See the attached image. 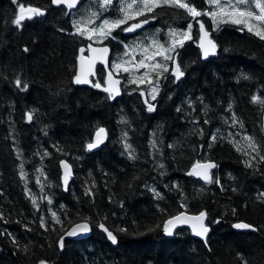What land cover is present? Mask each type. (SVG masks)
<instances>
[{
  "label": "trees",
  "instance_id": "16d2710c",
  "mask_svg": "<svg viewBox=\"0 0 264 264\" xmlns=\"http://www.w3.org/2000/svg\"><path fill=\"white\" fill-rule=\"evenodd\" d=\"M184 2L201 13L218 11L208 0ZM126 3L137 7L134 0ZM21 7L43 15L26 14L18 27L13 21ZM122 15L121 0L107 10L98 0L73 9L52 0H0V264H264V40L244 24L227 18L214 24L209 16L193 18L171 6L128 20L151 19L134 33L124 35L121 25L98 42L74 27ZM201 22L216 45L206 58L199 47ZM171 30L190 38L175 46L171 59L155 55L152 61L162 51L153 39L164 48L179 39ZM88 43L110 46L120 96L102 90V67L90 86L73 82L78 50ZM145 55L146 66L137 68ZM116 61L130 71L113 69ZM177 65L179 79L173 75ZM142 70L145 82L131 83L145 75ZM100 126L107 129L106 141L89 150ZM242 136L251 137L258 152ZM210 160L216 163L211 183L187 176L191 165ZM61 161L72 170L67 185ZM181 211L206 213L210 230L204 239L184 226L165 233L166 220ZM241 221L257 231L234 227ZM76 222L88 223L86 237L66 235Z\"/></svg>",
  "mask_w": 264,
  "mask_h": 264
},
{
  "label": "snow or ice",
  "instance_id": "6c2138e0",
  "mask_svg": "<svg viewBox=\"0 0 264 264\" xmlns=\"http://www.w3.org/2000/svg\"><path fill=\"white\" fill-rule=\"evenodd\" d=\"M134 2L137 4L136 8H133L132 3H126V0H121V12L123 13L122 18H118V19L112 20V21L105 19V20H103V22L99 26L91 27V28H87V29L81 28L78 23H74V27L77 28V33L80 35H84L85 31H88L89 35L87 36V38L89 40L93 39V35H96V36H99L102 38H106L107 36H109L111 34V31L114 28H118L122 24H126L128 22V20H130V19H135L137 16H143L146 12H149V13L154 12L155 9L159 8V7L171 6V7H178V8L185 9L188 12V14H190L193 18L200 16V15L209 16L213 19L214 24L217 23L218 18L224 19L225 17H227V20H225V22L230 21V22L236 23V24H244L248 28L249 32H253L261 40H264V3H262L261 0H255V9H258V14L254 10H252V0H227L226 3H221V0H208V3L210 5H213L215 9H218V11L217 10H209V11H205L203 13L198 11L195 6H190V3L184 2V0H134ZM52 3L53 4H65L68 8H72V7L76 6L77 0H52ZM98 3L100 5L101 9L107 10L108 7L112 6L113 0H98ZM242 5L244 7H241ZM129 10H131V11H129ZM23 11H24V9H23V7H21V12H23ZM28 12L31 14H34V15H43V12L38 8H29ZM92 16L98 18L97 13H95V12L92 13ZM29 18H31V17H29ZM23 19H24L23 15H18V16H16L13 23L19 27V26H21V21ZM253 19L255 21L260 22V26L252 24L251 21ZM146 23H148L147 19L140 21L138 23H133L130 26L124 28L123 30L126 32H132L135 29L142 27V25L146 24ZM191 27H192V25L189 24L188 25L189 31H190ZM105 29H107V31H105ZM200 29H201L202 35L200 38L199 47L202 49L204 56L207 57L210 53L215 54L216 45L213 43V41L211 39L208 38V32L205 30L204 24L202 22L200 24ZM170 35L173 36L174 38L179 37V39L173 40V45L171 48H164L163 45H159V43L155 39H153V46L162 49V51L156 52L151 58L152 61L155 60V55H163L165 59H171V56L169 55V53L171 51H174L175 46L177 44L182 46L184 39L190 38L189 32H177L176 30H171ZM89 47L91 48V45ZM24 51L27 52L28 49L25 48ZM80 51H81V53H83L84 49L82 48ZM92 51L99 52L101 54H106L108 49L107 48H100V49H92ZM144 51L147 54L149 51V48H145ZM80 59H81V61L84 60L83 55L80 57ZM96 59L97 58L89 57V60H91V63L88 65L87 69H85L83 63L81 64L80 73H78L74 77L75 83L81 84V83H89L90 82L88 79V76L94 74L92 69H93L94 64L96 62ZM98 59H100L103 62V60H104L103 55L99 56ZM148 59L149 58L147 57V55H145V58L141 59L138 62L137 68L145 67L146 66L145 61ZM148 66H151L153 68H163L164 71H168V68L166 66L160 65L159 63H151ZM112 67L115 70H119V69H121L122 66L120 64H116V65H113ZM122 70L124 72L130 71V69L128 67H123ZM173 75H175L176 79H179L181 76H183V71L181 70V68L178 65L175 68ZM147 76H148V73H145V75L143 77L131 79L130 82L131 83H137V82L143 83V82H145V79ZM244 79H248V77L245 76ZM148 82L151 83L150 80ZM15 83H16L17 87H21V85H22V81L19 78L16 79ZM118 83H119V81L113 80L112 73H111V71H109V75H108L109 86L102 88V90L105 92H108L109 97L113 98L114 95H119V89L114 87V85L118 84ZM93 86L97 87V88H101V85L99 83H96ZM26 88H27V84H23V87L21 90H25ZM152 91H153V93H155L157 91V88L154 87L152 89ZM144 94H145L144 92H141V95H144ZM152 99L153 100L155 99V95L152 96ZM257 101H258V98L253 97V102H257ZM259 102L264 103V101H259ZM146 103H147V101H146ZM148 111L149 112L154 111V106L149 104ZM178 111H179V109H178ZM27 119L29 121L32 120V114L31 113L27 114ZM232 122H233V124L237 123V117L233 116ZM205 123H208V121L206 120ZM103 134H104V129L100 128L96 132V141L94 143L90 142L87 145V148L89 150H91V149L96 148L100 143H102L103 139H104ZM212 139L215 140V137H213ZM244 139L248 142V147L253 152H258L257 145L251 137L245 136ZM153 147H155V144H153ZM129 149H130V145L126 144L125 150L129 151ZM245 154H247V153H245ZM129 159H135V156L132 154L131 151H129ZM261 159H264V156H261ZM61 165L66 170L65 175H64V183H65V185H67L68 177L70 176L71 170H70L69 166L64 161H61ZM246 166L251 167V164H248L246 162ZM160 167L162 168L163 165H160ZM214 167H216V165L212 164V163H206L203 165L197 163L196 165L193 166V170L189 171L187 173V175H190V176L191 175H198L202 179H204L205 182L211 183L212 178L209 175L207 170L214 168ZM197 168H203L204 171L203 172H197L196 171ZM21 178L22 179L24 178L23 172L21 173ZM216 182L219 183V180H217ZM153 191L155 192L154 189H153ZM86 194L90 195L91 193H86ZM155 195L157 198H161L160 193L155 192ZM261 196H264V193H261ZM32 203L34 206H36V201L34 199H33ZM49 203H51V201H49ZM181 206L183 207L184 205H181ZM37 210L39 211L38 208H37ZM233 211H235V210H233ZM52 215H53V220L55 222L59 223V218L55 215V213H53ZM205 217H206L205 212H200L198 216H192V217H187L183 213H181L180 215L172 217L167 222H165L164 231L166 234L172 235V230H173V228H175L177 223L183 224V223H188L189 221H195V223L192 224L193 234L204 239L206 237V234L209 231L208 227L205 226V224H204V218ZM40 226L45 227V222H44L43 217L40 218ZM100 227L103 231H105L107 233L108 239L111 240V242L113 244H115L117 242L115 235H113V233L111 231H109L107 228H105L103 224H101ZM234 227L245 228V229L250 228L252 231H257V229L255 227L248 225V224H236V225H234ZM89 230H90L89 225L87 222H85L83 224L76 225L71 231H68L66 233V235L74 236L77 234L78 231L79 232H88ZM120 230L124 231V229H120ZM3 234L4 233H0V235H3ZM63 241H64V237L62 236L60 238L61 248L63 247ZM13 243L16 244L17 241L15 239H13ZM25 251H27V249H25ZM41 264H44V262H41Z\"/></svg>",
  "mask_w": 264,
  "mask_h": 264
},
{
  "label": "water",
  "instance_id": "95a60500",
  "mask_svg": "<svg viewBox=\"0 0 264 264\" xmlns=\"http://www.w3.org/2000/svg\"><path fill=\"white\" fill-rule=\"evenodd\" d=\"M82 1H83V0H77V3H76V6H75V7H77V6L79 5V3L82 2ZM54 5H57V6H59V5L66 6L65 4H54ZM75 7H72V8H75ZM29 8H36V7H26V8H24L23 13H26V14H28V15L30 16V15H32V14L28 12V9H29ZM38 9H39V8H38ZM40 10H41V9H40ZM41 11L43 12V10H41ZM147 20H148V19H147ZM141 21H143V20H141ZM150 21H151V20H148V23H149ZM138 22H140V21H138ZM138 22H136V23H138ZM148 23L143 24L142 27H144V26L147 25ZM142 27L137 28V29H135V30L132 31V32L138 31V30H140ZM132 32H126V31H125L126 34H129V33H132ZM201 35H202V33H201ZM201 35H200V38H201ZM208 38L211 39L210 36H209V34H208ZM199 42H200V40H199ZM213 43H214V42H213ZM90 45H91V48L89 47ZM82 48L84 49V52H83V53H81V51H80ZM100 48H107V49H108L107 53H106V54H101V53H99V52H94V51H92V49H100ZM215 51H216V49H215ZM201 52H202L203 57L206 58V57L204 56V54H203L202 49H201ZM110 53H111V49H110V46L107 45V44H93V43H88L86 46H81V47L79 48V50H78V54H77V57H76V68H75V74H74V76H73V82H74V77H75V75H77V74L80 73V71H81V64L83 63L85 69H87L88 65L91 63V60H89V57L97 58V59H96V62H95V64H94V67H93V69H92V71H93L94 74L88 76V79H89L90 82H89V83H81V84H77V83H75V82H74V83H75L76 85H78V86H88V85H90V84L92 83V80H91V79L95 78V76H96V66H97V65H101V66H103L104 71H105V83H106V87L109 86V84H108V75H109V71H111L113 80L119 81L118 84H115V85H114L115 88L119 89V95H114V96H115V97L120 96V95H121V79H120L118 76H116L115 73H114V72L110 69V67H109V64H110ZM82 55H83V57H84V60H83V61H81V59H80V57H81ZM101 55H103V57H104L103 62H102L100 59H98V57L101 56ZM211 55H213V54L210 53L208 56H211ZM208 56H207V57H208ZM100 128H103V129H104V134H103L104 139H103V142L100 143L96 148L91 149V150L98 149V148H99V147H100V146L106 141V138H107V129H106L104 126H100V127H98V128L94 131V133H93V135H92L91 143H94V142L96 141V132H97ZM198 163L201 164V165L206 164V163H212V164H215V165H216V163H215L214 161H212V160H210V161L198 162ZM196 164H197V163L191 165V166L189 167V169L187 170L186 174H187L189 171H192V170H193V166L196 165ZM69 168H70V167H69ZM213 169H215V167L207 170L210 176H211V171H212ZM61 170H62V175H63V178H64V175H65V171H66V170H65L63 167H61ZM70 170H71V168H70ZM196 171H197V172H203L204 169H203V168H197ZM71 175H72V170H71L70 176H71ZM70 176H69V177H70ZM187 176H190V175H187ZM69 177H68V178H69ZM191 177H194V178H198V179L204 180V179H202V178H201L200 176H198V175H191ZM204 181H205V180H204ZM181 213H183V214H184L185 216H187V217H192V216H198L200 212H198V213H189V212H186V211H181V212H178L177 214H175V215H173V216H170V217L166 220V222H167L170 218L175 217V216H178V215H180ZM206 219H207V217L204 218V224H205V226H207L208 229L210 230V227H209V225L207 224ZM83 223H85V222H76V223H74L73 225H71V226L68 228L67 232H68V231H71L76 225H78V224H83ZM193 223H195V221H189L188 223H183V224H181V223H177L176 226H175V228H173V230H175V229L178 228V227H182V226H184V227H187V228L191 231L192 235H193L195 238L202 239L201 237L196 236V235L193 234V231H192V224H193ZM239 224H248V223H246V222H244V221H241V222H239ZM248 225H249V224H248ZM251 226H252V225H251ZM253 227H254V226H253ZM89 229H90V228H89ZM240 229H241V230H244V231H252L250 228H249V229L240 228ZM67 232H66V233H67ZM88 232H89V231H88ZM88 232H79V231H78L77 234L74 235V236H69V235H67V236H69L70 238L79 239V238H84V237H86V236L88 235ZM208 232H209V231H208ZM207 234H208V233H207ZM207 234H206V236H207Z\"/></svg>",
  "mask_w": 264,
  "mask_h": 264
},
{
  "label": "rangeland",
  "instance_id": "374dc122",
  "mask_svg": "<svg viewBox=\"0 0 264 264\" xmlns=\"http://www.w3.org/2000/svg\"><path fill=\"white\" fill-rule=\"evenodd\" d=\"M227 2V0H222L221 1V3H226ZM261 2H262V0H261ZM241 7H244L243 5L241 6ZM252 10H254L256 13H258V9H255V0H252ZM19 15H23L24 17H25V15H26V13H23V12H21L20 11V14ZM123 16V15H122ZM122 18V17H121ZM227 17H225L224 19H226ZM251 23L252 24H254V25H257V26H260V22H258V21H251ZM96 26H99V24H97V25H94V27H96ZM81 28H84V29H86L87 27L86 26H83V27H81ZM105 31H107V29H105ZM94 38V40L96 41V42H98V41H101L103 38L102 37H99V36H94L93 37ZM125 47L132 53L133 52V46L132 45H125ZM135 59V58H134ZM136 60V59H135ZM136 62V61H135ZM139 62V61H138ZM116 64H120L122 67H121V69H123V65L121 64V63H119V61H116L115 63H114V65H116ZM147 64V63H146ZM135 65H138V64H136L135 63ZM143 71V73H145V70H142ZM135 72H136V70H135ZM149 80H152V78L151 77H149L148 78ZM239 137H240V135H238ZM242 137H244V136H242ZM243 142H245L244 144L246 145V140L244 139L243 140Z\"/></svg>",
  "mask_w": 264,
  "mask_h": 264
},
{
  "label": "flooded vegetation",
  "instance_id": "af4514ba",
  "mask_svg": "<svg viewBox=\"0 0 264 264\" xmlns=\"http://www.w3.org/2000/svg\"><path fill=\"white\" fill-rule=\"evenodd\" d=\"M65 7H67V6H65ZM70 9H71V8H70ZM72 9H73V8H72ZM148 20H151V19H148ZM138 21H140V20H138ZM138 21H136V22H138ZM136 22H131V23H128V22H127L126 24H122V26H123L122 29H124V28H126V27H128V26H130L131 24L136 23ZM122 33H123L124 35H128V34L125 33L124 30L122 31ZM132 33H134V32H132ZM129 34H131V33H129ZM98 67H102V69H103V71H104L103 66H101V65H97V66H96V70H97ZM91 80H93V79H91ZM104 80H105V71H104ZM93 82H94V81H93ZM104 82H105V81H104ZM91 84H92V83H91ZM91 84H90V85H91ZM95 84H96V82H95ZM104 84H105V87H106V83H104ZM90 85H88V86H90Z\"/></svg>",
  "mask_w": 264,
  "mask_h": 264
}]
</instances>
